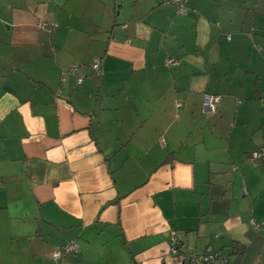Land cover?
<instances>
[{"label": "crops", "instance_id": "obj_1", "mask_svg": "<svg viewBox=\"0 0 264 264\" xmlns=\"http://www.w3.org/2000/svg\"><path fill=\"white\" fill-rule=\"evenodd\" d=\"M183 4L0 0V264H264V0Z\"/></svg>", "mask_w": 264, "mask_h": 264}, {"label": "built area", "instance_id": "obj_2", "mask_svg": "<svg viewBox=\"0 0 264 264\" xmlns=\"http://www.w3.org/2000/svg\"><path fill=\"white\" fill-rule=\"evenodd\" d=\"M184 0H161L162 3L169 4L174 7L176 13H184L186 8L183 4ZM169 64H173L175 59H169ZM91 70L93 72H99V60L95 59L91 64ZM67 72L75 73L77 71V65H71L66 69ZM83 78L76 75V82L81 83ZM219 101V96L215 94L205 93L203 95L202 110L204 112H211L215 110L216 104ZM177 105H180L177 102ZM249 157L253 160H259L264 158V145L260 146L255 151L251 152ZM255 228H259V224L252 222ZM179 239L175 234L170 237V249L173 254L184 264H213L216 261L223 260L224 256L221 251L208 250L201 254L186 255L180 253L178 249ZM78 252V241L76 239L68 240L64 242L60 247L53 250L51 254V260L47 264H61L60 261L66 254H76Z\"/></svg>", "mask_w": 264, "mask_h": 264}, {"label": "trees", "instance_id": "obj_3", "mask_svg": "<svg viewBox=\"0 0 264 264\" xmlns=\"http://www.w3.org/2000/svg\"><path fill=\"white\" fill-rule=\"evenodd\" d=\"M259 224V228H261L262 226H264V225H262V224H260V223H258ZM178 249L180 250V248H179V246H178ZM242 250H243V245L241 244V243H239V242H232L230 245H229V249H228V256H230V255H233L234 257H238L240 254H241V252H242ZM214 251H221V250H214ZM180 253H184V254H186V255H195V254H188V253H185V252H183V251H179ZM222 252V255L224 256V258H223V260H220V262H222V263H224V264H227L228 263V257H227V255H225L224 253H223V251H221ZM173 254V253H172ZM174 256H176V254H173ZM182 262V261H181ZM216 262H218V261H216ZM182 264H184L183 262H182Z\"/></svg>", "mask_w": 264, "mask_h": 264}]
</instances>
